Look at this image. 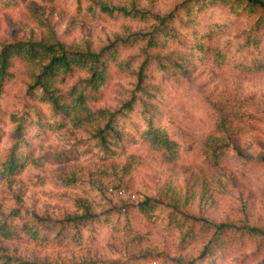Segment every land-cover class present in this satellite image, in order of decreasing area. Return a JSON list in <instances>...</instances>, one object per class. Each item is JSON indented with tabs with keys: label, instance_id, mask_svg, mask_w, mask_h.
I'll use <instances>...</instances> for the list:
<instances>
[{
	"label": "rangeland",
	"instance_id": "rangeland-1",
	"mask_svg": "<svg viewBox=\"0 0 264 264\" xmlns=\"http://www.w3.org/2000/svg\"><path fill=\"white\" fill-rule=\"evenodd\" d=\"M178 1L0 0V52L7 44L29 40L99 50L117 36L153 27L123 13L104 12L101 4H136L164 13ZM241 34L232 29L208 44L235 53L232 40ZM139 51L134 46L123 55L137 56ZM142 57L132 63L134 69ZM204 58L195 62L191 78L167 77L162 70L155 74L161 88L156 119L177 141L176 154L136 133L146 126L141 114L132 117L134 127L122 128L127 133L122 149L110 140L114 151L101 146L90 128L76 129L70 122L64 126L67 117L28 94L33 74L46 61L31 65L22 57L12 60L1 95L0 264H181L200 257L212 235L208 231L183 242L186 232L201 230L195 220L264 231V72L221 66L214 54ZM85 76L70 77L66 85ZM134 81L128 75L114 76L92 107L118 108ZM13 115L26 117L27 131L26 146L14 156ZM220 123L228 128V145L215 167L203 147L220 135ZM12 156L19 165L15 170L7 167ZM146 200L151 208L142 206ZM87 210L98 217L89 219L87 227H70L69 245L40 240H50V233L56 237L50 226L57 220ZM210 264H264V235L250 233L241 247Z\"/></svg>",
	"mask_w": 264,
	"mask_h": 264
},
{
	"label": "trees",
	"instance_id": "trees-1",
	"mask_svg": "<svg viewBox=\"0 0 264 264\" xmlns=\"http://www.w3.org/2000/svg\"><path fill=\"white\" fill-rule=\"evenodd\" d=\"M3 1V0H1ZM104 12H119L133 19L151 22L152 29L148 32H133L127 36H117L108 45L99 50L68 48L61 42L18 41L3 47L0 52V116L2 115V88L11 76L10 67L15 57H22L26 62L46 61L38 73L33 74V84L28 94L38 97L42 104H48L54 114L67 117L66 124L76 128H90L92 137L99 144L114 151L110 140L115 141L117 149H122L127 133L122 132L125 125L133 126L132 117L137 114L144 116L146 126L141 133L144 140L169 153L176 154L180 147L170 134L161 128L156 119L160 84L156 72L162 70L167 77L171 74L183 80L191 78L195 62H204L210 54H214L219 65H230L238 72L250 74L264 72V0H179L167 12H154L134 4L110 7L101 4ZM232 29L242 34L232 40L236 52L220 50L210 45ZM138 46L137 56L125 57L123 52ZM231 54L236 58L232 61ZM143 60L134 69L132 63L137 57ZM173 70V72H170ZM85 73L86 76L66 85L68 78ZM128 75L135 79L129 91V97L116 109H94L93 101L102 99L106 88L114 76ZM26 117L13 115L16 122L12 155L26 146ZM59 122V121H58ZM70 122V123H68ZM129 122V123H128ZM63 126V123H59ZM220 135L210 137L203 151L209 156L211 166H219L223 161L228 142L225 140L226 124L218 125ZM123 143V144H122ZM112 147V149H111ZM189 148V147H188ZM12 156L7 165L9 170L18 168V162ZM150 200L142 206L151 208ZM98 215L87 210L83 215H69L57 220L50 226V232L56 231V237L50 240L40 238L44 243L52 245H69L72 237L66 234L70 227L84 228L89 219ZM201 227L197 233L194 229L184 234L183 242L212 231L200 257L183 261L181 264H210L220 256L233 253L243 244L244 237L253 233L264 235L257 227L237 226L231 222L212 223L206 219L195 220ZM180 225L184 230L186 225ZM80 236V233H78ZM39 240V239H36ZM241 245V246H240ZM18 264H45L32 261H19Z\"/></svg>",
	"mask_w": 264,
	"mask_h": 264
}]
</instances>
